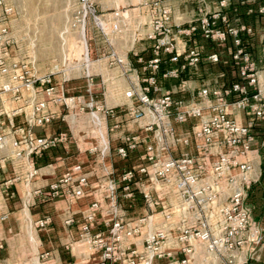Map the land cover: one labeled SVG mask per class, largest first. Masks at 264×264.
<instances>
[{
    "label": "built area",
    "instance_id": "built-area-1",
    "mask_svg": "<svg viewBox=\"0 0 264 264\" xmlns=\"http://www.w3.org/2000/svg\"><path fill=\"white\" fill-rule=\"evenodd\" d=\"M11 1L0 0V151L8 149L10 161L27 167L32 178L38 169L31 158L68 139L66 132L47 137L35 129L50 125L57 108L65 122L64 110L88 109L82 134L87 153L101 166L92 181L76 163L47 191H35L46 200L91 196L79 216L78 237L64 250L81 248L96 264H194L199 259L201 264H248L264 243V226L247 202L260 176L254 165L264 148V139L257 142L253 132L264 123V26L255 55L250 47L255 29L231 16L233 0H216L212 10L204 0H191L198 6L187 23L174 22L175 0H141L149 15L144 38L150 46L144 53L131 51L139 70L126 83L125 102L108 107L93 101L94 76L88 68L85 95L68 96L55 84L54 72L38 75L33 60L15 58L19 39L9 26ZM124 12L120 7L101 11L94 0H72L68 20V30L78 31L85 41L102 39L110 65L122 76L135 69L110 39L122 33ZM245 14L264 18V4H248ZM200 39L213 50L205 52ZM204 61L230 63L238 80L189 89L182 75ZM168 84H177L176 90L167 89ZM238 114L247 122H239ZM111 133L120 141L114 151L119 166L106 163ZM7 159L0 156V171ZM17 179L0 185L8 188ZM7 219L0 215V222ZM77 220L69 216L63 223L70 227ZM50 223L44 215L32 225L45 229ZM31 261L53 264L50 251Z\"/></svg>",
    "mask_w": 264,
    "mask_h": 264
},
{
    "label": "crops",
    "instance_id": "crops-1",
    "mask_svg": "<svg viewBox=\"0 0 264 264\" xmlns=\"http://www.w3.org/2000/svg\"><path fill=\"white\" fill-rule=\"evenodd\" d=\"M241 0H233L232 7L236 8V12L231 11L232 17H240L241 20L248 21L255 29V37L252 40L250 47L254 50L256 55L257 46L259 44V34L264 26V18H255L246 16V8L248 4L257 6L264 4V0H250L246 5L240 3ZM136 2V1H135ZM102 6V2L99 4L101 11H107L116 7L122 8L125 12V19H121V26L123 31L121 34L112 37L111 44L114 41H124L125 51H117L120 55L126 57L133 64L135 71L126 76H122L119 70L110 65L108 57L109 48L102 42V53L98 60H95L94 64H91L89 57V49L84 46V69L92 66H96L99 69L96 83L99 84V89L91 93L93 99L100 98L98 94L100 92L101 97L107 102L108 98L114 102L113 106L121 105L125 102L124 91L128 79H133L136 72L139 70V66L135 63L132 57L131 51L146 52L150 44L145 40L144 34L148 30L149 15L146 6L142 5L141 0H137L136 3L125 4L122 6L117 5ZM203 5L209 10H212L216 6V0H204ZM99 6V5H98ZM173 10V20L176 23H187L195 18L196 8L198 3L191 0H175L171 2ZM198 43L204 46V42L200 39ZM114 47V46H113ZM115 49V48H114ZM205 52H210L213 48L209 45L204 46ZM258 62H259V55ZM75 68V67H74ZM261 68V67H260ZM264 74V73H263ZM83 79L84 88L81 90V83L67 84L71 89L67 90L68 93L76 94L81 93L85 95L87 89V81ZM183 82L186 86L195 90L204 85H211L214 83H231L238 80L236 69L230 64H207L205 61L199 65L195 70L189 69L182 75ZM96 80V79H95ZM166 83H179V82H166ZM177 84H168L166 88L176 90ZM58 86V85H57ZM98 101V100H97ZM103 101L99 100V103ZM56 118L48 126L38 128L37 133L43 136H53L61 132L68 134V139L60 143L57 147L50 149L42 154L35 155L31 158V161L38 174L28 179V168L22 167L18 163H12L9 158L10 151L8 149L0 151V156H6L8 159L4 163L2 170L0 171V181L3 182L6 179H12L18 176V179L13 184L6 188L4 185H0V215L5 213L8 215L7 221L9 222L7 227L8 233L17 232L22 233L17 239H11L3 244L5 250L0 251L4 255L8 263H12L13 255L21 254V262L31 263V260L35 258L36 254L43 251H50L52 254L53 264H96L83 253L82 249H75L72 253L65 251L63 246L68 242H73L78 237L79 229V216L81 212L88 206L91 201V196L88 195L82 199L74 201H66L62 198L59 199H43L35 194L37 189L42 191L48 190V185L58 178H60L67 169L76 163H81L84 167V171L88 172L92 181L95 175L100 174V165L95 162L92 155L87 153L89 146L86 142L85 136L78 129H73L69 126L67 121L63 120L61 116V109H56ZM236 118L241 123H246V118L241 115H236ZM127 123L126 117H123ZM73 125H76V121H73ZM126 128L133 130L134 125L130 123L126 124ZM180 130L187 129L188 127H178ZM254 134L257 136V142H261L264 139V123L259 124L253 129ZM111 140V156L106 159L107 164L120 165V161L115 156L114 151L117 146L120 145L119 139H117L116 133L108 135ZM260 160L255 162L254 174L260 173V176L256 182L252 185L248 191V204L253 208L254 218L264 226V148H260ZM44 215L51 217L50 225L45 229H36L32 225L34 221L40 219ZM73 216L77 220V224L67 227L63 221L65 218ZM13 221V222H12ZM18 222V223H17ZM2 222H0L1 224ZM2 225V224H1ZM7 233V234H8ZM1 236V235H0ZM10 237V236H9ZM1 242V240H0ZM2 243V242H1ZM3 249V248H2ZM18 249V250H16ZM1 250V249H0ZM24 260V261H23ZM201 259L196 260L194 264H201ZM248 264H264V243L257 250L254 257L249 259Z\"/></svg>",
    "mask_w": 264,
    "mask_h": 264
},
{
    "label": "rangeland",
    "instance_id": "rangeland-1",
    "mask_svg": "<svg viewBox=\"0 0 264 264\" xmlns=\"http://www.w3.org/2000/svg\"><path fill=\"white\" fill-rule=\"evenodd\" d=\"M100 9L99 2L102 6L136 3L137 0H94ZM136 1V2H135ZM11 4L14 8V14L9 20V26L19 39V47L14 49V56L18 60L34 61V68L38 75L54 72L55 84L58 87H63L68 96H82L81 93L71 94L67 90L71 89V83H81V90L84 88V46L89 49V57L91 64L99 59L98 55L102 53V39L91 38L85 41L78 31L68 30V20L71 14L72 0H12ZM109 11V10H107ZM90 32L94 34V30L90 28ZM113 48L117 51H125L124 41H114ZM108 48V47H107ZM75 67V68H74ZM96 66H90L89 71L94 76V89H99L97 78H99V69ZM96 79V80H95ZM70 83L67 87V84ZM85 89V88H84ZM100 98L93 99L97 104L104 106H113L114 102L111 98L104 101L100 92ZM87 99V98H86ZM98 100V101H97ZM100 101H103L99 103ZM88 109L79 113L78 109L64 110L63 114L67 115V123L73 129L83 131V125L87 120ZM80 114V115H79ZM76 121V125H73ZM92 129V128H91ZM9 221V220H8ZM7 220L0 224V240L2 244L11 239H17L20 234L17 232L8 233ZM13 222V221H12ZM18 223V222H17ZM8 233V234H7ZM10 236V237H9ZM5 250V245L3 249ZM18 250V249H16ZM12 257L10 264H25L21 262L22 255L15 254ZM1 254L0 264H9ZM24 261V260H23ZM32 262V261H31ZM31 264V263H27Z\"/></svg>",
    "mask_w": 264,
    "mask_h": 264
},
{
    "label": "water",
    "instance_id": "water-1",
    "mask_svg": "<svg viewBox=\"0 0 264 264\" xmlns=\"http://www.w3.org/2000/svg\"><path fill=\"white\" fill-rule=\"evenodd\" d=\"M39 129H35V131L37 132Z\"/></svg>",
    "mask_w": 264,
    "mask_h": 264
}]
</instances>
